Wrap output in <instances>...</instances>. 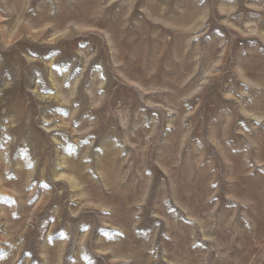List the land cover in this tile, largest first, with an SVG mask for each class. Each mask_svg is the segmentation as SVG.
Here are the masks:
<instances>
[{"label":"rangeland","instance_id":"1","mask_svg":"<svg viewBox=\"0 0 264 264\" xmlns=\"http://www.w3.org/2000/svg\"><path fill=\"white\" fill-rule=\"evenodd\" d=\"M0 264H264V0H0Z\"/></svg>","mask_w":264,"mask_h":264}]
</instances>
